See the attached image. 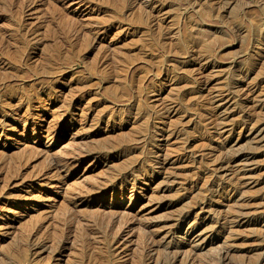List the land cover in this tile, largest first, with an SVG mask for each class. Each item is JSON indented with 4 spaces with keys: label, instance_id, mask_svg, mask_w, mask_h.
<instances>
[{
    "label": "rangeland",
    "instance_id": "374dc122",
    "mask_svg": "<svg viewBox=\"0 0 264 264\" xmlns=\"http://www.w3.org/2000/svg\"><path fill=\"white\" fill-rule=\"evenodd\" d=\"M133 1L0 0V264L264 255V0Z\"/></svg>",
    "mask_w": 264,
    "mask_h": 264
},
{
    "label": "bare ground",
    "instance_id": "6f19581e",
    "mask_svg": "<svg viewBox=\"0 0 264 264\" xmlns=\"http://www.w3.org/2000/svg\"><path fill=\"white\" fill-rule=\"evenodd\" d=\"M135 1H137V0H135ZM135 1H133V2H135ZM201 1L202 0H187V1H185V3L187 4V7L190 5L191 7H192V9L194 8V7H198V6H201L202 5V3H201ZM223 1V0H222ZM137 2H139V4H143L142 2V0H138ZM183 2V1H182ZM219 2V1H218ZM217 2V3H218ZM224 2V1H223ZM226 2V1H225ZM224 2V3H225ZM30 5L31 4H29L28 6H27V8L28 7H30ZM146 6H147V8H149V9H146L145 10V13L148 15V18H147V21H148V19H150L151 20V17H152V12L155 10V7H153L152 5H151V3L149 2V3H147V4H145ZM217 6V5H216ZM186 7V8H187ZM203 7V6H202ZM200 8V7H199ZM207 8V7H206ZM205 8V10H207ZM211 8V7H210ZM202 9V8H201ZM200 9V10H201ZM204 9V8H203ZM220 9H221V7H220ZM196 10V9H195ZM199 10V9H198ZM210 11V12H209ZM208 12H209V14L211 13V16L210 17H214V12H215V8H214V6H213V8L212 9H210ZM202 12H205V11H203L202 10ZM201 12V13H202ZM200 13V14H201ZM207 13V12H206ZM219 13V12H218ZM193 14H194V12H193ZM205 14V13H204ZM218 15H220V14H218ZM189 16V15H188ZM190 16H191V12H190ZM193 16V15H192ZM198 15L196 14V17H197ZM203 16V15H202ZM207 16H209L208 14H207ZM206 16V17H207ZM217 16V15H216ZM216 16H215V18H216ZM187 17V16H186ZM206 17L204 16V18L206 19ZM210 17H208L209 18V20L211 21V19H210ZM199 18V17H198ZM203 18V17H202ZM187 19V18H186ZM191 19V18H190ZM200 19H201V17H200ZM195 20V19H194ZM197 20V19H196ZM204 20V19H203ZM202 20V21H203ZM185 21V20H184ZM214 21V20H213ZM215 21H216V19H215ZM186 22V21H185ZM187 22H189L188 20H187ZM194 22V21H193ZM203 23H204V21H203ZM187 24V23H186ZM200 23H199V20H198V22L196 23V21H195V23L194 24H192V27H194L193 29H195L196 27H198V26H200L199 25ZM188 26H190V25H188ZM238 28V27H237ZM77 29H80V28H78V27H74V30H77ZM232 28H230L229 30H231ZM235 29V28H234ZM237 30V29H236ZM239 30V29H238ZM78 31V30H77ZM233 32V31H232ZM26 33V32H25ZM160 35H162L161 33H159ZM224 37V36H223ZM202 40V39H201ZM201 40H198V41H201ZM204 40H207V39H204ZM205 42V41H204ZM203 41H202V43H204ZM201 43V42H200ZM201 43V44H202ZM206 43V42H205ZM205 43H204V45H205ZM203 45V44H202ZM200 46V45H199ZM201 48V47H200ZM204 48V47H203ZM202 48V49H203ZM209 48V47H208ZM210 49V48H209ZM205 50H208L207 49V47H205ZM166 52H167V50H165ZM169 51V50H168ZM200 51V50H199ZM204 51V50H203ZM171 52V51H170ZM172 52H173V50H172ZM200 52H202V51H200ZM176 53V52H175ZM205 53V52H204ZM167 54V53H166ZM170 54H173V53H170ZM206 54V53H205ZM204 54V55H205ZM207 54H209L208 53V51H207ZM198 55V54H197ZM203 55V54H202ZM203 55V56H204ZM210 55V54H209ZM213 55V54H212ZM164 54L161 56L162 57V59H161V63H162V65L163 64H165L167 61H169L167 58H164ZM169 56V55H168ZM211 56V55H210ZM209 57V56H208ZM197 58V57H196ZM201 58V57H200ZM203 58V57H202ZM210 58V57H209ZM207 59V58H206ZM211 59V58H210ZM209 60V59H208ZM212 60V59H211ZM201 61V60H200ZM160 63V64H161ZM234 63V62H233ZM159 64V63H158ZM159 64V65H160ZM156 65V64H155ZM158 65V66H159ZM161 65V66H162ZM153 66V65H152ZM148 67V69L149 70H147V71H149V72H151L152 73V71H153V67ZM159 68H160V66H159ZM162 68V67H161ZM164 68V67H163ZM156 69H157V67H156ZM157 71V70H156ZM163 70H161V72H162ZM62 73V72H61ZM64 73V72H63ZM154 74V73H153ZM156 74V73H155ZM146 75L148 76V74L146 73ZM151 78V77H150ZM195 79V78H194ZM196 82V81H195ZM131 83V82H130ZM199 83V82H198ZM136 84V83H135ZM202 85V84H201ZM134 86V85H133ZM198 86V85H197ZM130 90H131V88H130ZM245 90V89H244ZM254 90V89H253ZM250 91V90H249ZM131 92V91H130ZM141 93V92H140ZM242 93V92H241ZM250 93V92H249ZM244 94H246V93H244ZM247 94H248V92H247ZM246 94V95H247ZM252 93H250L249 95H251ZM240 95V94H239ZM245 95V96H246ZM11 99H12V97H10ZM10 98H5L4 99V101H8V100H11ZM241 98V97H240ZM7 99V100H6ZM11 102V101H10ZM9 102V103H10ZM140 104V103H139ZM213 104V103H212ZM219 105H221L220 103H219ZM249 106V105H248ZM213 107H214V105H213ZM262 107H264V105H262ZM210 108H211V106H210ZM257 108V107H256ZM214 109H216V108H214ZM258 109H262L261 107H258ZM215 113V112H214ZM258 113H259V111H258ZM262 114H264V112H262ZM212 115H213V113H212ZM260 115V114H259ZM217 116V115H216ZM219 116V115H218ZM257 116V111H256V109H254V107H252V108H250L249 110H245V111H243L242 113H241V120H242V122H243V124H246V123H254V119H255V117ZM210 117V116H209ZM213 117V116H212ZM211 118V117H210ZM215 118H217V117H215ZM214 118V119H215ZM218 119V118H217ZM261 119H263V118H261ZM210 120H213V119H210ZM209 120V121H210ZM240 120V119H239ZM259 120V118L257 119V121ZM217 121V120H216ZM215 121V122H216ZM221 121V120H220ZM256 121V120H255ZM256 121V122H257ZM241 122V123H242ZM217 123V122H216ZM258 123V122H257ZM254 124H256V123H254ZM216 127V126H215ZM253 127H254V125H253ZM253 127H250V128H253ZM169 128V127H168ZM176 128V127H175ZM232 129V128H231ZM166 131L165 132H167V131H170V132H172V131H174L175 129H174V127L173 128H169V129H165ZM232 131V130H231ZM164 132V133H165ZM168 133V132H167ZM250 133V132H249ZM189 142V141H188ZM165 154V153H164ZM167 154V153H166ZM168 155V154H167ZM81 156V155H80ZM223 156V155H222ZM230 156H233V155H230ZM252 156V155H251ZM185 157V156H184ZM76 158H78V157H76ZM76 158H75V160H76ZM167 156L165 155V157H162V159H163V162L165 161H167ZM221 158V157H220ZM254 158V157H253ZM162 159H160V158H157L156 159V163H162L161 162V160ZM140 160V159H139ZM235 160H236V155H235V157H230V158H225V157H223V159H220V161L218 162V165H224V164H226V163H230V162H232V161H234L235 162ZM142 161V160H141ZM217 161V160H216ZM77 162V161H76ZM152 163H154V162H152ZM228 165V164H227ZM257 169V168H256ZM129 172H126V174H128ZM235 173H236V171H235ZM240 177H242V176H240ZM232 179H228L227 180V183H222L221 185L220 184H218V185H220L221 186V188H222V191H224V190H227V192L228 191H233V192H235V191H237L238 189H239V187H241L240 186V180H241V178H239V177H237V175H232V177H231ZM221 178H219V180H220ZM222 180H223V178H222ZM220 182V181H219ZM218 182V183H219ZM243 185V184H242ZM219 189V188H218ZM218 191V190H217ZM225 192V191H224ZM230 194V193H229ZM210 210V209H209ZM211 210H212V208H211ZM240 212V211H239ZM262 212V211H261ZM264 212V211H263ZM242 213V212H241ZM254 213V212H253ZM258 213V212H257ZM238 214V213H237ZM244 214V213H243ZM245 214H248V213H245ZM234 215V214H233ZM239 215V214H238ZM218 218H220V217H218ZM225 220V219H224ZM176 224V223H175ZM190 224V223H189ZM192 225V224H191ZM190 225V226H191ZM178 226V225H177ZM186 227H188V226H186ZM203 227V226H202ZM174 230V229H173ZM187 230V229H186ZM204 230H206V229H203L202 231L204 232ZM201 231V230H200ZM168 232V231H167ZM171 232V231H170ZM206 232V231H205ZM187 234H191V235H193V240H191L190 242H189V245L188 246H190L191 248L192 247H194V246H196V244H197V242L198 241H200L199 240V236H198V234H196V230H195V228H190L189 230H187V232H186ZM201 233V232H200ZM200 233H199V235H200ZM168 235H169V233H167ZM202 234V233H201ZM110 235V234H109ZM112 235V234H111ZM208 235V234H207ZM114 236H117V235H114ZM114 236L112 237V238H114ZM163 236H165V235H163ZM163 236H161L162 238H163ZM186 236V235H185ZM194 236H195V238H194ZM201 236V235H200ZM205 236V235H204ZM151 237H153V236H151ZM208 237V236H207ZM110 238V237H109ZM122 238V237H121ZM162 238H160V239H162ZM205 238V237H204ZM165 239V238H164ZM191 239V238H190ZM189 239V240H190ZM30 240V242L32 243L33 241L31 240V239H29ZM112 240V239H111ZM115 240V239H114ZM155 240V239H154ZM157 240L158 239H156V242H154V243H157ZM171 240H172V238H171ZM201 240H203L204 241V239L202 238ZM113 241V240H112ZM149 241H151V240H149ZM160 242L162 241V240H159ZM27 242H29V241H27ZM45 242V241H44ZM114 242V241H113ZM116 243V242H115ZM150 243V242H149ZM163 243V242H162ZM171 243V242H170ZM201 243H203V242H201ZM153 244V243H152ZM28 245H30V244H28ZM46 244L45 243H42V242H40V241H36L35 240V243H33V247L34 248H36L35 250H37V249H41V248H43V246H45ZM157 245V244H156ZM185 245V244H184ZM201 245V244H200ZM150 247H151V245H149ZM159 246H160V244H159ZM158 246V247H159ZM147 247V246H146ZM148 248V247H147ZM200 248V247H199ZM204 248V247H203ZM187 249H189V248H187ZM193 249V248H192ZM61 250V249H60ZM176 250V249H175ZM185 250V249H184ZM190 250V254H187V255H183L184 257H183V264H195V262H194V258L195 257H193V252H192V250L191 249H189ZM188 250V251H189ZM155 251V250H154ZM177 251V250H176ZM181 251V250H180ZM187 250H186V252H188ZM194 251L196 252V250L194 249ZM175 252V251H174ZM185 252V251H184ZM150 253V252H149ZM148 253V254H149ZM189 253V252H188ZM197 253V252H196ZM228 253V252H227ZM226 253V254H227ZM230 253V252H229ZM220 254V253H219ZM222 254V256H223V253H221ZM176 255H177V253H176ZM181 255V254H180ZM196 255V254H195ZM150 256V255H149ZM221 257V256H220ZM151 258V257H150ZM156 258H158V257H156ZM176 258V257H175ZM224 258V257H223ZM260 259H259V261H258V263L257 264H264V255L262 256V257H259ZM226 259V258H225ZM157 260H159V258L158 259H156V261ZM176 260V259H175ZM174 260V261H175ZM182 260V259H181ZM149 261V260H148ZM155 261V260H154ZM197 262V261H196ZM220 262V261H219ZM149 263V262H148ZM151 263V262H150ZM157 263V262H156ZM158 264V263H157Z\"/></svg>",
    "mask_w": 264,
    "mask_h": 264
}]
</instances>
